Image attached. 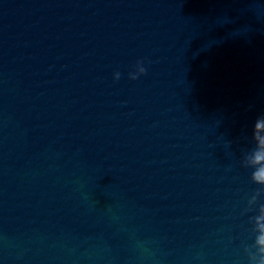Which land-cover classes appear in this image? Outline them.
I'll return each mask as SVG.
<instances>
[{
  "label": "water",
  "instance_id": "1",
  "mask_svg": "<svg viewBox=\"0 0 264 264\" xmlns=\"http://www.w3.org/2000/svg\"><path fill=\"white\" fill-rule=\"evenodd\" d=\"M0 264H264V0H0Z\"/></svg>",
  "mask_w": 264,
  "mask_h": 264
}]
</instances>
